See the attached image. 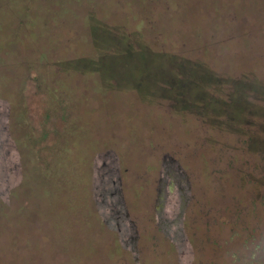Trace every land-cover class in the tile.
Wrapping results in <instances>:
<instances>
[{
  "label": "rangeland",
  "instance_id": "374dc122",
  "mask_svg": "<svg viewBox=\"0 0 264 264\" xmlns=\"http://www.w3.org/2000/svg\"><path fill=\"white\" fill-rule=\"evenodd\" d=\"M257 2L0 0V264H223L264 223Z\"/></svg>",
  "mask_w": 264,
  "mask_h": 264
},
{
  "label": "clouds",
  "instance_id": "9594fccd",
  "mask_svg": "<svg viewBox=\"0 0 264 264\" xmlns=\"http://www.w3.org/2000/svg\"><path fill=\"white\" fill-rule=\"evenodd\" d=\"M223 249V264H264V223L250 232H227Z\"/></svg>",
  "mask_w": 264,
  "mask_h": 264
},
{
  "label": "trees",
  "instance_id": "16d2710c",
  "mask_svg": "<svg viewBox=\"0 0 264 264\" xmlns=\"http://www.w3.org/2000/svg\"><path fill=\"white\" fill-rule=\"evenodd\" d=\"M262 0H258V4H256V6L254 7V11L258 12V10L263 9L264 8V3L261 4ZM260 3V4H259ZM204 4V3H202ZM205 7L203 6V8H201L200 12L204 13ZM253 68V67H252ZM253 69H259L263 72L264 74V61L260 62V66L258 68H253ZM218 110L221 111V109H217L216 113L218 112ZM263 128V127H262ZM264 129V128H263ZM251 145V146H250ZM260 145V146H259ZM249 146L253 147V152L252 154H259L261 155V159L264 161V137L263 138H259L258 136H256L255 134H251L250 135V142H249Z\"/></svg>",
  "mask_w": 264,
  "mask_h": 264
}]
</instances>
